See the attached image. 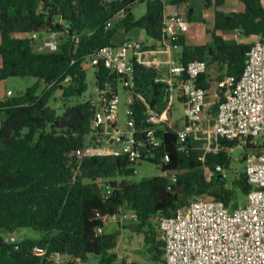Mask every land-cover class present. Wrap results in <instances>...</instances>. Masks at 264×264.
Wrapping results in <instances>:
<instances>
[{
	"label": "trees",
	"instance_id": "trees-1",
	"mask_svg": "<svg viewBox=\"0 0 264 264\" xmlns=\"http://www.w3.org/2000/svg\"><path fill=\"white\" fill-rule=\"evenodd\" d=\"M227 1L232 0H214L216 6ZM233 1L243 4V11H217L211 43L190 45L184 35L171 41L172 49L180 50L175 56L179 63L206 61L209 67L226 66V76L242 75L253 46L246 38L264 39V0ZM137 2L0 0V82L12 77L38 80L19 96L0 100V117L4 119L0 131V233L32 229L42 234L39 239L26 238L17 243L6 242L0 234V264H54V254L68 258L67 264L85 263L90 256L100 257L101 264H115L116 255L111 251L118 245L119 232L106 234L98 229L104 226L102 216L121 209L138 216L137 222L121 227L144 233L152 261L164 263V244L152 224L155 219L171 216L194 200L211 195L218 184L221 190L214 193L213 199L228 207H238L237 190L249 195L251 186L245 172L233 178L231 188L222 181V175L209 180L198 172L203 167L228 170L226 150L238 144L237 140L220 139L221 150L217 152L201 150L194 140L180 149L177 126H160V146L144 149L142 160L156 164L162 173L140 183L130 181L136 163L126 154L75 155L97 140L92 128L93 99L79 101L89 88L86 58L103 47L114 46L119 29L144 30L155 42L147 49L166 42L167 3L148 0L145 14L137 18L133 13ZM170 3L188 6L189 0ZM187 8V19L191 21L194 10ZM50 29L58 30L65 38L60 52L38 53L29 39L20 37ZM235 31L243 36L240 41L218 34ZM131 63L136 86L129 118L132 129L140 132L149 126L146 104L159 113L167 107L168 86L156 81L160 77L158 69L140 65L136 59ZM93 69L97 89L118 87V75L103 65ZM212 82L209 72L199 78L200 87L207 90ZM41 83L46 86L42 92ZM57 92L63 101L61 115L50 106ZM117 178L124 180L118 183ZM35 248L45 254H34Z\"/></svg>",
	"mask_w": 264,
	"mask_h": 264
},
{
	"label": "built area",
	"instance_id": "built-area-1",
	"mask_svg": "<svg viewBox=\"0 0 264 264\" xmlns=\"http://www.w3.org/2000/svg\"><path fill=\"white\" fill-rule=\"evenodd\" d=\"M115 1V0H107ZM190 23L176 14L165 20V50L149 49L143 52L137 42L127 40L119 46H106L86 58L89 67L103 65L119 77L130 96L131 106L135 96V76L131 61L159 70L157 82L168 86V105L161 113L146 104V129L135 132L119 128L118 87L109 85L98 89V100H92L95 114L92 122L96 141L83 149L86 157H119L128 155L134 163L142 160L144 149L158 147L160 126L174 128L166 114L173 106L174 96L183 98L185 124L176 129L180 149H185L189 140L205 141L207 150H221L220 139L237 140L240 146H250L252 153L245 157V173L251 191L248 205L228 207L223 201L199 198L187 207L178 209L173 215L158 220V232L164 244V264H264V39L256 38L250 49L245 68L239 78L226 76L217 82V112L210 122L207 108L209 90L200 87L199 78L209 72L206 61H194L187 65L174 57L165 62L150 60L147 55L170 54L171 41L185 35ZM31 41L38 53H56L62 50L65 38L56 29L22 34ZM243 38L239 31L232 33V39ZM167 66V71H163ZM143 100L140 96H138ZM144 101V100H143ZM143 136V140L137 138ZM112 142H115L114 144ZM116 143H120L118 147ZM108 189V188H107ZM109 192V191H108ZM110 193V192H109ZM103 225L108 222L120 226L138 221L135 212L121 209L118 213L101 217ZM104 232V226L98 229ZM8 243H17L13 236L5 238ZM34 254L44 255L39 248ZM65 258L54 254L51 260ZM84 264V263H82Z\"/></svg>",
	"mask_w": 264,
	"mask_h": 264
},
{
	"label": "rangeland",
	"instance_id": "rangeland-1",
	"mask_svg": "<svg viewBox=\"0 0 264 264\" xmlns=\"http://www.w3.org/2000/svg\"><path fill=\"white\" fill-rule=\"evenodd\" d=\"M148 0H138L133 8L134 15L139 18L143 16L146 12V2ZM209 2H205L202 0H189V4L182 5L178 7V11L184 18L189 22V20L185 17L184 10L187 7H190L194 10V15L192 16V26L197 30L196 39L192 40L191 44H204V43H211L213 40V33H214V19L215 14L217 11L229 12L233 13L236 11H243L244 5L235 2H229L225 6H216L214 0H208ZM176 8L169 5L167 10L174 11ZM205 21V30L202 32L200 30L201 24ZM143 30L135 29L130 32L125 31L124 29H119L117 34L113 39L114 44L120 43L122 40L125 39H139V36ZM223 35L224 37L230 39L232 38V33H218ZM1 41V39H0ZM246 41L251 43L255 41L254 37L246 38ZM180 50L177 49L175 52L173 51V56L175 58L177 52ZM87 70V82H88V91L79 98V101L83 100H98L99 94L98 89L96 86V79H95V71L93 67H88ZM210 77L212 79V86L209 90V98L208 103L210 104L207 108V112L210 114L214 112V114H210V122L213 123L217 109H214V105L217 103V82L220 79H224L226 77V66L215 64L212 69H209ZM38 82L36 78H16L12 77L5 81L0 82V93L7 97H16L20 94L24 93L28 88L32 87ZM45 84L41 83L40 89L41 92L45 89ZM118 93H119V119L118 124L119 128L123 131L127 130L128 124L130 123V118L127 114L128 110L130 109V105L128 103V98L130 93L124 89L122 83L118 85ZM50 106L57 111L59 115L63 113V101L61 99V95L59 92L55 94V100L51 101ZM173 119H175V125L178 124L179 126L183 124V111L184 105L181 101H179L178 96H174L173 106L170 109ZM173 123V124H174ZM260 144L264 143V138H258ZM199 146L201 150L206 152H210L207 150L205 141L200 140ZM227 154L230 158V165L228 170L220 172L212 171L207 167H203L198 169V172L202 175L206 176L207 179H211L216 174L222 175V181L227 184V187L231 188V183L233 178L239 176L241 173L245 172L246 163L244 157L247 154L252 153L251 148H246L245 146H240V144H236L233 148H229L226 150ZM78 158L83 156V151H79L75 154ZM161 168L154 163H151L148 160H140L135 165V175L130 179V181L134 183H140L142 180L147 178H152L155 176L160 175ZM124 179L117 178L115 179L116 182L120 183ZM88 182V181H86ZM107 181H102L101 183L104 184ZM221 190V184L216 185L212 189L211 195H207L204 198L208 197V199H213L216 197V192ZM215 193V194H214ZM237 195V204L238 206H246L248 205V197L244 196L239 190L236 191ZM158 220L159 218L153 221L154 230L157 234L158 232ZM126 227L130 226V223L125 225ZM104 232L106 234H114L119 232L118 236V245L115 249L111 251L112 254L116 255L115 264H164V263H155L152 261V258L149 253V246L145 242V234L138 233L133 231L131 228H122L120 225L114 222H108L104 225ZM3 238H9L11 236L15 237L18 242L26 238L32 239H39L42 234L36 232L32 229H20L10 233H0ZM69 262L68 258H62L59 260H53L54 264H67ZM84 264H101V258L96 256H90L89 259Z\"/></svg>",
	"mask_w": 264,
	"mask_h": 264
},
{
	"label": "crops",
	"instance_id": "crops-1",
	"mask_svg": "<svg viewBox=\"0 0 264 264\" xmlns=\"http://www.w3.org/2000/svg\"><path fill=\"white\" fill-rule=\"evenodd\" d=\"M164 1L167 3L166 8H165V20H166V19H172L173 16L176 15V14H178V15L184 17V16L181 15L180 12L178 11V7H181L182 5H180V6H174V5H172V4L170 3V0H164ZM202 1L209 2L208 0H202ZM229 2H235V3L239 4L238 1H233V0H232V1H227L226 3H224L223 6H225V5H226L227 3H229ZM169 5L173 6V7L176 8V9H175L174 11H168L167 8H168ZM184 12H185V17L187 18L188 8H186V9L184 10ZM236 12H239V11H236ZM224 13H229V12H226V11H225ZM231 13H232V12H231ZM193 15H194V14H193ZM192 18H193V17H192ZM189 23H190V30H189V32H188L187 34H185L184 36L186 37L188 44H190V45H197V44H191V43H190L192 40L196 39V36H197V30H196L195 26L193 27V26L191 25V24L193 23L192 20L189 21ZM204 24H205V21H204V23L201 24V28H200V30H201L202 32L205 30V26H204ZM127 40H133V39H129V38H128V39L122 40L120 43H118V44H114V45H115V46H119V45L123 44V43H124L125 41H127ZM255 40H256V38H255ZM133 41L137 42V44H138V46H139V49H140L141 51H143V52H147V50H149V49H147V47H150V46H152V45L155 44V42H154L153 40L149 39V37L147 36V34H146V32H145L144 30L141 32V34H140V36H139V39H136V40H133ZM204 44H206V43H204ZM165 48H166V45L164 44L163 46H158V47H157L156 49H154V50H156V51H160V50H165ZM173 51H174V50L171 49L170 54L168 53V54H158V55H147V57H148L151 61H152V60H155L156 62H165V61H167L171 56L174 57V56H173ZM174 52H175V51H174ZM0 65H1V59H0ZM213 66H214V65L210 66L209 69H212ZM163 71H167V66H163ZM209 73H211V70H210ZM5 98H6V97H5L4 95H2V93H0V100H3V99H5ZM178 99H179V98H178ZM179 101H180V100H179ZM181 102H182V101H181ZM182 103H183V102H182ZM166 117L168 118V120H169L172 124L174 123L175 119H173V115H172L171 111L168 112V113L166 114ZM184 124H185V118H184V114H183V124L179 126L178 124L175 125V123H174V125L177 126L178 128H182V127L184 126Z\"/></svg>",
	"mask_w": 264,
	"mask_h": 264
},
{
	"label": "water",
	"instance_id": "water-1",
	"mask_svg": "<svg viewBox=\"0 0 264 264\" xmlns=\"http://www.w3.org/2000/svg\"><path fill=\"white\" fill-rule=\"evenodd\" d=\"M167 38H168V37L165 36V39H167ZM3 124H4V119H3L2 117H0V131H1L2 127H3ZM132 128H133L132 123H129V124H128V128H127L128 131H132ZM137 138H138L139 140H143V139H144L143 136H141V135H138ZM112 143L114 144L115 142H112ZM116 145H117L118 147L121 146L120 143H116ZM217 172H220V169H218ZM129 183H130V182H129ZM170 188H171V190H174V189H175V187H174L173 185H172Z\"/></svg>",
	"mask_w": 264,
	"mask_h": 264
}]
</instances>
